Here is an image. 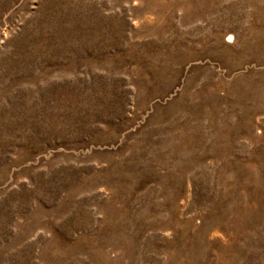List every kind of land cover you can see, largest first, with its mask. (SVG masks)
Segmentation results:
<instances>
[{
  "label": "rangeland",
  "instance_id": "374dc122",
  "mask_svg": "<svg viewBox=\"0 0 264 264\" xmlns=\"http://www.w3.org/2000/svg\"><path fill=\"white\" fill-rule=\"evenodd\" d=\"M263 39L264 0H0V264H264Z\"/></svg>",
  "mask_w": 264,
  "mask_h": 264
},
{
  "label": "bare ground",
  "instance_id": "6f19581e",
  "mask_svg": "<svg viewBox=\"0 0 264 264\" xmlns=\"http://www.w3.org/2000/svg\"><path fill=\"white\" fill-rule=\"evenodd\" d=\"M230 38L232 39V37L230 36ZM264 40V39H263Z\"/></svg>",
  "mask_w": 264,
  "mask_h": 264
}]
</instances>
